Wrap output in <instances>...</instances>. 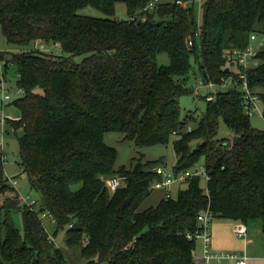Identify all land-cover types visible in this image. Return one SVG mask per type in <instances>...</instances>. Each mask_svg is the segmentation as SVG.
Returning a JSON list of instances; mask_svg holds the SVG:
<instances>
[{"label":"trees","instance_id":"1","mask_svg":"<svg viewBox=\"0 0 264 264\" xmlns=\"http://www.w3.org/2000/svg\"><path fill=\"white\" fill-rule=\"evenodd\" d=\"M150 1L0 0L2 33L24 48L0 51V62L16 65L23 91L15 101L21 118L12 125L23 129L17 137L21 167L42 197L36 209L21 203L0 150V264H68L48 239L42 211L88 264L94 258L100 264H194L196 240L187 235L207 206L215 218L257 223L264 231V130L251 126L243 92L205 97L200 116H182L180 107V97L192 91V56L205 84L233 75L240 86L239 67L228 53L246 48L252 34L264 36V0H205L200 24L194 3L163 1L145 10ZM120 3L127 19L113 17ZM88 5L105 16L81 14ZM50 43L57 53L45 50ZM161 53L169 64L158 63ZM255 58L260 62L247 70V80L264 117V49ZM220 120L234 132L233 141L218 136ZM109 131L137 146L166 144L173 136L174 172L204 158L207 190L193 176L176 198L140 209L163 177L142 157L116 168L117 150L104 141ZM114 177L121 184L110 191L106 179ZM15 210L23 236L14 228Z\"/></svg>","mask_w":264,"mask_h":264},{"label":"rangeland","instance_id":"2","mask_svg":"<svg viewBox=\"0 0 264 264\" xmlns=\"http://www.w3.org/2000/svg\"><path fill=\"white\" fill-rule=\"evenodd\" d=\"M204 1L205 0H196L192 6L199 24L202 21L201 5ZM80 13L97 17L105 16L103 12L95 9L90 5L81 8ZM128 16L129 13L126 6L122 3L118 4L115 8L113 17L122 20L127 19ZM253 45H255L258 50L264 49V36L258 35ZM23 49L24 48L18 44L9 43L2 33L0 27V51L18 53ZM45 50L48 52L57 53L59 51V48L58 45L50 43L47 44ZM81 59V56L76 57L77 61H80ZM157 60L160 64L170 63V59L166 53L159 54ZM191 63L193 65V68L187 85L192 89V91L185 93L180 97L182 116H185L190 112H194L199 116L202 115L206 109L207 101L205 97L207 95H215L218 92H225L233 89L241 90V86L235 85L232 82L227 85H211L210 83L205 84L203 82V77L201 75L199 66L195 63L194 56L191 57ZM1 85H3V89ZM22 95L23 91L19 87L16 65L14 63H10L6 67L4 65V62H0V130L2 126L4 129V145L3 149L1 150L0 148V150L2 152L4 160L5 177L8 178V183L14 189H16L19 194H22L23 196L30 195L32 198L36 199L37 205H41L42 197L40 193L31 186V181L28 173L24 172L21 167V157L19 154L17 137L18 135H21L23 133V129L21 127L15 129L12 125V121H18L21 118V110L15 103V101H17ZM258 108L260 109V113L254 111L253 114L250 115L249 121L253 128L264 130V117L261 114V102H258ZM2 120H4L3 125L1 124ZM190 126H192V124ZM218 136L226 137L229 139V141H233L235 134L231 129L227 127V125L223 121L220 120ZM123 137L124 133L118 131H109L104 135L105 143L109 146L115 147L117 150L118 155L115 162L116 168H119L121 166L130 168L132 166L134 158L142 157L143 161H148L149 163H151V167H153V170H155L156 167L162 166L165 167L167 171H174V167L178 163V157L174 150L173 136L166 144H157L151 146H137L130 140H123ZM197 143L198 141L194 140L192 142V145L195 147ZM203 165L204 158H200L193 166L189 167L188 169L193 171L195 168H199ZM109 179L110 178L106 179V183ZM11 180L16 181L14 186L12 185ZM207 182L208 181L206 177L200 176L199 186L204 190L207 189ZM187 185V180L171 183L169 185L171 197L176 198L179 190L186 188ZM161 192L165 193L163 188H154L149 199H157L158 196L162 194ZM12 217L14 221V228L21 236H23V220L21 212L19 210L13 211ZM45 223L47 226V231L55 236L57 243L56 245L62 249L68 264H88L87 259L82 256L79 249L69 244L65 230H56L55 223L51 222L48 219L45 220ZM5 264L11 263L5 262ZM93 264H100L98 263L97 258H94Z\"/></svg>","mask_w":264,"mask_h":264},{"label":"built area","instance_id":"3","mask_svg":"<svg viewBox=\"0 0 264 264\" xmlns=\"http://www.w3.org/2000/svg\"><path fill=\"white\" fill-rule=\"evenodd\" d=\"M196 0H174V2L178 5H181L182 7H189L192 3H194ZM163 2V0H151L148 4L145 6V10H152L157 4ZM145 19V16L143 17V20ZM257 39L256 34H252L250 37V43L249 45L244 48H233L228 53V61L235 62L239 69L238 73H240L238 80L240 81L241 91L243 92V109L245 113H247L249 116L253 114L254 111L260 113V109L258 108V102H260L259 95L254 92L249 87L248 80H247V70L250 67L257 66L259 64V60L255 58L256 53L258 52V48H256L255 45H253L254 41ZM262 43V42H261ZM190 44L192 42L190 41ZM234 76L230 75L226 78L222 79L221 84L227 85L229 83L234 82ZM211 85H215L213 83H210ZM3 89V85H1ZM207 100L214 99L213 95H207ZM261 114L263 115V112L261 111ZM1 124H4V120L1 121ZM191 128L189 127L188 130ZM4 129L3 126L0 130V148L3 149L4 145ZM155 171L162 175L163 179H158L153 183L154 188H163L165 190V197H168L170 195L169 185L173 182H181L184 180H187L193 176H204L207 178V181L209 180V173L206 169V167L203 165L199 168H195L193 171L186 169L182 172L175 173L174 171H167L165 167H156ZM7 178V177H6ZM8 179V178H7ZM12 185L14 186L16 181L11 180ZM107 185L109 186V189L111 191H115L121 184V178L120 177H114L110 178L107 181ZM207 190V189H206ZM20 195L21 203L26 206L29 209H36L37 207V201L36 199L32 198L30 195ZM39 217L42 221V224L47 229L45 220L48 219L51 222L55 223V219L52 217V215L47 211H42L39 213ZM215 216L213 211L210 209L209 206L206 207L205 210H203L201 213L197 216V225L198 228L194 233H189L187 236L190 239L197 240L202 239L203 241V256L206 262H210L212 260L222 261L223 259H234L237 264H247V257L245 254H237L233 252L228 251H216L212 249V230H211V223L214 220ZM72 225L70 224V227ZM234 231L238 236L244 237L247 235V225L243 222H235L234 224ZM48 239L52 241L53 243H56L55 236L51 233L48 234Z\"/></svg>","mask_w":264,"mask_h":264},{"label":"crops","instance_id":"4","mask_svg":"<svg viewBox=\"0 0 264 264\" xmlns=\"http://www.w3.org/2000/svg\"><path fill=\"white\" fill-rule=\"evenodd\" d=\"M165 192V190H164ZM157 199L150 200L149 196L141 204L140 209L150 205H156L164 196L161 192ZM236 221L216 217L211 223L212 249L216 251H228L237 254H245L247 264H264V231L257 223L247 225V235L238 236L234 231ZM194 264H237L234 259H223L222 261L212 260L206 262L203 256V241L196 240L193 252Z\"/></svg>","mask_w":264,"mask_h":264},{"label":"water","instance_id":"5","mask_svg":"<svg viewBox=\"0 0 264 264\" xmlns=\"http://www.w3.org/2000/svg\"><path fill=\"white\" fill-rule=\"evenodd\" d=\"M203 76H204V78L207 80V74H206L205 71H203Z\"/></svg>","mask_w":264,"mask_h":264}]
</instances>
